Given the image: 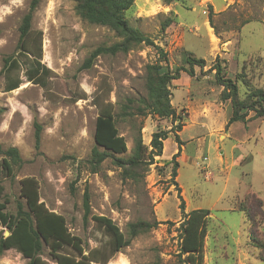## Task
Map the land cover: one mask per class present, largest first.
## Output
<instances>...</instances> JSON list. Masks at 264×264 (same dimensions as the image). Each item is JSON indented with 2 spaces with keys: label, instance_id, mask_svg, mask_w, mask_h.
<instances>
[{
  "label": "rangeland",
  "instance_id": "rangeland-1",
  "mask_svg": "<svg viewBox=\"0 0 264 264\" xmlns=\"http://www.w3.org/2000/svg\"><path fill=\"white\" fill-rule=\"evenodd\" d=\"M29 2L0 0V144L16 147L22 159L13 175L0 178L5 210L16 212L20 180L33 176L40 201L65 217L84 254L98 249L96 255L102 257L110 250L109 236L91 218L99 215L110 218L126 237L128 223L155 222L104 264H181L184 214L205 208L209 210L205 264H264V114L257 117L249 110L246 122L227 126L231 103L221 100L222 86L209 69L217 57L224 76L236 83L240 99L253 89H264V0H134L125 11L128 23L166 52L170 69L185 66L187 54L204 59L202 68L194 66V76L181 71L169 84L175 121L147 111L136 113L146 98V65L158 61V49L140 43L87 61L95 48L110 46L121 37L80 17L72 0H39L29 43L32 48L40 32V62L47 70L39 82L29 80L33 61L16 55L18 26ZM15 55L17 65L2 69L3 59ZM15 81L17 88L5 90ZM124 106L127 113L120 116ZM108 113L115 115L127 146L115 156L129 158L138 137L148 153L152 132L176 130L178 124L175 132L181 144L169 132L161 155L135 173H126L110 157L92 166L95 118ZM174 148L178 155L172 175ZM248 192L263 204L251 228L239 211ZM85 194L90 210L86 218ZM7 231L0 224V234ZM60 254L74 264H102L84 262L70 247ZM41 258L45 264H60L47 247ZM25 263L13 248L0 255V264Z\"/></svg>",
  "mask_w": 264,
  "mask_h": 264
},
{
  "label": "trees",
  "instance_id": "trees-1",
  "mask_svg": "<svg viewBox=\"0 0 264 264\" xmlns=\"http://www.w3.org/2000/svg\"><path fill=\"white\" fill-rule=\"evenodd\" d=\"M75 3V10L80 17L92 24L106 26L113 30L121 40L110 46H99L95 48L87 58H91L101 53L114 54L117 51H127L132 45L143 43L158 49L159 58L157 62L146 65L145 68V87L146 98L140 101L143 107H137L136 113L157 115L160 118L171 117L176 119V111L170 103L169 84L173 79L180 76L181 71L189 76H194V66L202 68L203 58H196L190 54L183 57L185 66L170 69L167 64L166 52L154 44L153 40L143 34L138 28L131 26L124 16L134 0H72ZM166 3L172 0H163ZM39 3V0H30L28 9L23 15L18 26V40L16 45V55H22L24 58H30L34 66L27 74L29 80L39 82L41 74L46 72L47 68L40 62L41 58V36L40 32L35 37L33 47L30 48L31 20L32 15ZM8 56L3 59L2 69L14 67L17 65V56ZM159 61H165L162 66ZM209 69L214 70V78L218 85L222 86L220 93L221 100L229 99L231 103V113L227 119L226 125L232 122H246L247 111L253 110L254 116L264 114V89L256 88L247 94L245 99H240L236 83L222 72L218 58L216 57ZM19 86V82H11L5 88L10 91ZM129 101H133L129 99ZM124 106L120 116L127 113ZM180 125L176 130L180 129ZM176 130L158 129L151 133L149 142L150 150L143 144L140 137L135 140L133 152L129 158L115 156V153H123L127 146L124 137L119 133L115 123V115L105 114L97 115L94 123L93 139L95 146L90 152V164L98 166L104 159L110 157L112 162L119 167H123L126 173H135L138 170H145L147 166L153 163L155 155H161L163 140L167 138L169 132H173L174 139L180 146L181 141L176 134ZM35 148H39L40 126L36 124L34 132ZM102 147L103 150L98 149ZM176 152L172 156V175H175L177 162L174 160ZM22 159L18 149L14 146L2 147L0 144V178L2 176L13 175L14 166L21 165ZM179 188H177L178 190ZM3 185L0 183V198L3 195ZM20 200L16 201V212L10 213L5 210L7 200L0 201V224L5 226L9 232L7 236L0 234V255L4 250L13 248L26 258L25 264H45L41 258L44 247H47L60 264H74L73 260L61 255L60 252L66 247L73 249L84 262H95L104 264L107 260L121 248L129 243L130 238L138 233L145 232L154 225L148 221L138 220L127 224L128 237L121 229L108 217L92 215L91 218L101 225L105 233L109 236V252L98 257V249H90L88 254H84L78 237L73 235L67 226L65 217L49 208L39 199L38 182L33 176H26L20 180ZM179 207L182 210L184 202L181 196ZM261 199L248 192L239 206L251 228L260 217ZM83 216L86 218L89 214V204L87 195L83 198ZM209 210L205 208H196L184 214L181 222L180 235V253L184 258L180 259L181 264H205L203 261V243L206 234V224L208 221ZM248 227V228H249ZM262 245V244H260Z\"/></svg>",
  "mask_w": 264,
  "mask_h": 264
},
{
  "label": "crops",
  "instance_id": "crops-1",
  "mask_svg": "<svg viewBox=\"0 0 264 264\" xmlns=\"http://www.w3.org/2000/svg\"><path fill=\"white\" fill-rule=\"evenodd\" d=\"M247 136H249V134H248ZM165 140H166V139H165ZM165 140H164V141H165ZM164 141H163V142H164ZM163 147H164V146H163ZM176 151H177V148H174L173 151H171L170 154L172 155V154H174Z\"/></svg>",
  "mask_w": 264,
  "mask_h": 264
},
{
  "label": "water",
  "instance_id": "water-1",
  "mask_svg": "<svg viewBox=\"0 0 264 264\" xmlns=\"http://www.w3.org/2000/svg\"><path fill=\"white\" fill-rule=\"evenodd\" d=\"M8 233H9V232L7 231V232H6V235H8ZM6 235H5V236H6Z\"/></svg>",
  "mask_w": 264,
  "mask_h": 264
}]
</instances>
